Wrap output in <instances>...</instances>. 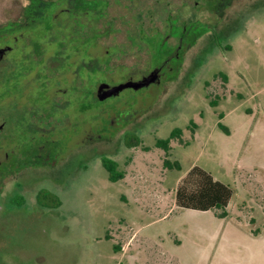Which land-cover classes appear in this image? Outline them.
Returning <instances> with one entry per match:
<instances>
[{"label":"rangeland","instance_id":"1","mask_svg":"<svg viewBox=\"0 0 264 264\" xmlns=\"http://www.w3.org/2000/svg\"><path fill=\"white\" fill-rule=\"evenodd\" d=\"M21 4L0 0V24ZM116 18L128 29L131 19ZM226 23L215 44L209 33L187 53L138 132L66 153L54 170L58 192L27 204L2 198L0 264H264V94L252 96L264 87V0ZM176 129L168 159L180 170L164 166L157 146ZM104 160L124 178L113 182ZM194 167L234 191L227 218L177 207Z\"/></svg>","mask_w":264,"mask_h":264},{"label":"flooded vegetation","instance_id":"2","mask_svg":"<svg viewBox=\"0 0 264 264\" xmlns=\"http://www.w3.org/2000/svg\"><path fill=\"white\" fill-rule=\"evenodd\" d=\"M21 2L0 24V208L58 192L54 170L77 145L138 132L187 53L252 0Z\"/></svg>","mask_w":264,"mask_h":264},{"label":"trees","instance_id":"3","mask_svg":"<svg viewBox=\"0 0 264 264\" xmlns=\"http://www.w3.org/2000/svg\"><path fill=\"white\" fill-rule=\"evenodd\" d=\"M225 79L227 80V77H225ZM219 126L222 127L220 124ZM182 134V130L176 129L169 139L159 140L157 142V146L165 152L164 166L167 169H181L176 162L172 163L168 157L171 151V141L181 138ZM140 144L141 141L136 139L134 142H131L129 147H139ZM103 166L108 171L110 179L113 182L124 178V175H117L115 173L117 166L110 160H104ZM189 182L195 183L194 189L188 186ZM233 197L234 191L228 185L216 180L211 174L200 167H194L186 178L182 180V184L177 190L176 205L179 208L193 211H213L216 212V217L225 219L228 216L227 210ZM218 211L222 212L219 213Z\"/></svg>","mask_w":264,"mask_h":264},{"label":"crops","instance_id":"4","mask_svg":"<svg viewBox=\"0 0 264 264\" xmlns=\"http://www.w3.org/2000/svg\"><path fill=\"white\" fill-rule=\"evenodd\" d=\"M252 27H253V23H252ZM262 95V94H264V87L259 91V93L258 94H256V93H252V96H254V97H257L258 95ZM260 108V109H259ZM257 110H259V111H261V110H263L264 111V103H259L258 104V106H257ZM262 122H264V117H262L260 120H259V123H260V125L262 124ZM259 123L257 124V127L259 128ZM263 126V125H262ZM261 127V126H260ZM252 128H253V126H252ZM230 132V131H229ZM256 133V131L254 132V134ZM230 134H231V132H230ZM253 136V135H252ZM208 212H210V211H208Z\"/></svg>","mask_w":264,"mask_h":264}]
</instances>
